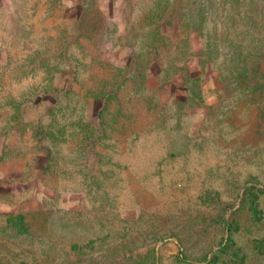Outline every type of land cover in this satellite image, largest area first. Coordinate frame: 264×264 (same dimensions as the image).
<instances>
[{
    "label": "rangeland",
    "instance_id": "obj_1",
    "mask_svg": "<svg viewBox=\"0 0 264 264\" xmlns=\"http://www.w3.org/2000/svg\"><path fill=\"white\" fill-rule=\"evenodd\" d=\"M0 264H264V0H0Z\"/></svg>",
    "mask_w": 264,
    "mask_h": 264
}]
</instances>
